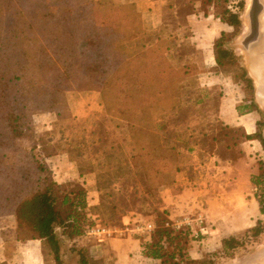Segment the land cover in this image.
Returning <instances> with one entry per match:
<instances>
[{
	"label": "rangeland",
	"instance_id": "374dc122",
	"mask_svg": "<svg viewBox=\"0 0 264 264\" xmlns=\"http://www.w3.org/2000/svg\"><path fill=\"white\" fill-rule=\"evenodd\" d=\"M251 4L252 0H172L167 14L172 20V47L166 28L146 29V40L161 36L168 43L172 65L189 71L185 79L171 84L169 98L163 102L169 107L149 109L144 122L149 135L141 145L155 148L158 138L166 151L172 150V191L154 181L151 194L147 192L149 176L154 177L151 169L162 166L156 161L159 153L149 152L145 168L134 165L138 145L128 123L107 113L99 93L69 92L67 119L50 112L34 116L35 133L25 144L37 148L59 184L83 185L79 175L92 174L95 190L88 194V223L123 229L125 224L131 228L153 224L155 231L154 211L170 206L172 224L188 217L194 220L199 214L206 219L204 235L196 237L186 227L175 230L187 236L191 260L264 264V214L252 196L254 180L264 174V148L260 143L250 146L245 137L246 130L251 133L253 125L264 122V106L257 102V85L241 44L249 30ZM225 10L239 14V28L224 22ZM191 13L198 17L188 24L185 15ZM221 37L236 58L222 70L215 61V42ZM242 70L251 84L241 77ZM173 150L179 152L178 159L174 160ZM254 228L260 235L254 236ZM17 232L14 216L0 218V263L55 264L44 241L21 242ZM57 235L63 264H80L78 249L99 264H155L143 252L151 240L136 232L105 241L85 233L73 240L61 229ZM227 238L238 240V247L224 250Z\"/></svg>",
	"mask_w": 264,
	"mask_h": 264
},
{
	"label": "trees",
	"instance_id": "16d2710c",
	"mask_svg": "<svg viewBox=\"0 0 264 264\" xmlns=\"http://www.w3.org/2000/svg\"><path fill=\"white\" fill-rule=\"evenodd\" d=\"M243 6L241 2L240 8ZM221 17L230 27L241 26L237 12L225 10ZM147 36L142 13L135 4L0 0V218H16L18 241H44L55 264H63L57 229L74 240L92 225L86 213L88 194L95 190L92 174L79 175L83 185L63 186L37 148L25 142L35 133V115L50 112L60 120L70 117L69 92L99 93L107 113L128 123L138 145L134 165L144 167L149 152L159 153L156 161L162 166L151 169L154 177L149 176V194L154 181L157 187H172V150L166 151L158 138L155 148L141 144L148 134V110H166L169 105L163 102L169 98L171 84L185 79L189 71L172 65L165 39L158 36L151 42ZM235 59L225 38L216 40L218 68L224 69ZM247 76L242 70L241 77L251 84ZM256 126L257 131L251 135L245 132V137L264 148V122ZM173 152L174 160L178 159L179 152ZM260 180L255 179L254 184ZM256 199L264 214L263 200ZM154 214L157 229L143 247L147 258L155 264H205L189 258L187 236L176 233L170 221L172 207L155 210ZM260 233L254 228V236ZM238 245L235 238L223 240L224 250ZM75 252L80 264H99L90 261L84 249Z\"/></svg>",
	"mask_w": 264,
	"mask_h": 264
},
{
	"label": "built area",
	"instance_id": "2783aa9c",
	"mask_svg": "<svg viewBox=\"0 0 264 264\" xmlns=\"http://www.w3.org/2000/svg\"><path fill=\"white\" fill-rule=\"evenodd\" d=\"M252 196L254 198H261L264 202V174L262 175V178L260 180L259 184H254L252 187ZM205 217L203 214H199L197 218L192 220V218H185L184 221H182L179 224H173V228L175 230L181 229L182 227H186L188 230L195 233V236L198 237L199 233L202 235L205 234ZM126 228H117V227H109L105 226L102 223H97L94 225L89 226L86 229V236L96 238L99 241H105L107 239H113L123 236L125 232L133 233L136 232L139 235H142L147 237L149 240H151L152 233L154 232V225L148 224L143 226H137L135 228H131L129 224H125ZM195 227H198L199 230H196Z\"/></svg>",
	"mask_w": 264,
	"mask_h": 264
},
{
	"label": "crops",
	"instance_id": "0c3cea01",
	"mask_svg": "<svg viewBox=\"0 0 264 264\" xmlns=\"http://www.w3.org/2000/svg\"><path fill=\"white\" fill-rule=\"evenodd\" d=\"M112 1L117 4H135L137 9L142 13L145 28L148 30H157V29L166 28L169 43L170 46L172 47V20L169 19V17L167 16L169 8L172 7V0H112ZM194 17H198L196 13L185 15L186 22L188 24L192 23ZM81 113L82 114L80 115L83 116L85 115L84 114L85 111H82ZM230 126L233 127L232 125ZM252 127L253 129L251 133L254 134L256 131V126L253 125ZM243 128L246 130L244 126ZM251 133L247 132L248 135H251ZM255 143H259V142L255 140L248 141V144L250 146L256 145ZM252 172H255V169H252ZM169 189L172 191V187L171 188L169 187ZM169 207L170 206H167L165 209ZM170 218L172 220V216Z\"/></svg>",
	"mask_w": 264,
	"mask_h": 264
},
{
	"label": "water",
	"instance_id": "95a60500",
	"mask_svg": "<svg viewBox=\"0 0 264 264\" xmlns=\"http://www.w3.org/2000/svg\"><path fill=\"white\" fill-rule=\"evenodd\" d=\"M263 13H264V4L261 2V0H252V4L250 6V14H249V17H250L249 30L245 34V37L243 38L242 43H241L244 49L246 50L247 54H251V51L258 47L260 40L262 38L261 37L262 35L260 32L261 31L260 18ZM249 72L251 75L250 69H249ZM256 98H257L258 104H260L261 106H264V84H260L257 86Z\"/></svg>",
	"mask_w": 264,
	"mask_h": 264
},
{
	"label": "bare ground",
	"instance_id": "6f19581e",
	"mask_svg": "<svg viewBox=\"0 0 264 264\" xmlns=\"http://www.w3.org/2000/svg\"><path fill=\"white\" fill-rule=\"evenodd\" d=\"M261 2L264 4V0H261ZM261 41L259 43V50L253 49L251 51V54H247V63L249 66V69L251 71V75L257 82V85L264 84V13L262 14L261 18ZM257 60V62H256ZM259 69V71L257 70ZM259 73L263 74V76H260Z\"/></svg>",
	"mask_w": 264,
	"mask_h": 264
},
{
	"label": "flooded vegetation",
	"instance_id": "af4514ba",
	"mask_svg": "<svg viewBox=\"0 0 264 264\" xmlns=\"http://www.w3.org/2000/svg\"><path fill=\"white\" fill-rule=\"evenodd\" d=\"M261 41V40H260ZM259 49H261V48H259V46L257 47V50H259ZM256 62H257V60H256ZM257 70L259 71V69L257 68ZM259 75L260 76H263V74H261V73H259ZM256 82V81H255ZM256 84H257V82H256ZM258 86V85H257Z\"/></svg>",
	"mask_w": 264,
	"mask_h": 264
}]
</instances>
